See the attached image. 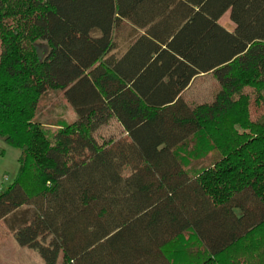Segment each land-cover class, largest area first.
<instances>
[{
  "label": "trees",
  "instance_id": "1",
  "mask_svg": "<svg viewBox=\"0 0 264 264\" xmlns=\"http://www.w3.org/2000/svg\"><path fill=\"white\" fill-rule=\"evenodd\" d=\"M0 44V140L20 152L0 221L19 213L44 264H174L187 231L214 258L264 229V0H0ZM201 74L216 90L193 105ZM52 89L76 115L53 131L35 118ZM195 135L189 173L174 149Z\"/></svg>",
  "mask_w": 264,
  "mask_h": 264
},
{
  "label": "rangeland",
  "instance_id": "2",
  "mask_svg": "<svg viewBox=\"0 0 264 264\" xmlns=\"http://www.w3.org/2000/svg\"><path fill=\"white\" fill-rule=\"evenodd\" d=\"M221 22L229 24L228 14L223 16ZM131 33L132 28L126 22L115 30L114 39L120 51L125 48ZM215 90L216 81L213 76L201 74L184 91V98L196 105L210 99ZM257 111L253 110V115ZM35 118L53 131L58 125L73 121L76 115L65 100L62 91L52 89L39 98ZM122 133L121 126L113 118L97 129L94 135L100 142H103ZM201 142V137L195 135L185 144L174 149L182 166L189 173L196 170L205 160ZM19 154L15 146L0 140V189L7 187L17 179L20 166ZM128 172L126 168L124 173ZM19 217V213L12 214L0 221V264H44L35 249L20 246L15 240L13 229L18 224ZM165 251L174 264H264V229L257 230L253 236H248L235 243L214 258L208 257L192 231L181 234L165 247Z\"/></svg>",
  "mask_w": 264,
  "mask_h": 264
},
{
  "label": "crops",
  "instance_id": "3",
  "mask_svg": "<svg viewBox=\"0 0 264 264\" xmlns=\"http://www.w3.org/2000/svg\"><path fill=\"white\" fill-rule=\"evenodd\" d=\"M225 14H228L229 24H223V23L221 22V19L223 18V16H224ZM219 21H220V23H221L223 26H225L227 29H229V30H232V29H233V24H232V22H231L230 19H229V12H228V11L225 12V13L220 17Z\"/></svg>",
  "mask_w": 264,
  "mask_h": 264
},
{
  "label": "water",
  "instance_id": "4",
  "mask_svg": "<svg viewBox=\"0 0 264 264\" xmlns=\"http://www.w3.org/2000/svg\"><path fill=\"white\" fill-rule=\"evenodd\" d=\"M45 50V47L40 45V46H37V53L39 55V57H42V51Z\"/></svg>",
  "mask_w": 264,
  "mask_h": 264
}]
</instances>
